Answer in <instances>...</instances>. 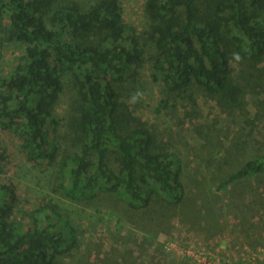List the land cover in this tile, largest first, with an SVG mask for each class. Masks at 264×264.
I'll return each mask as SVG.
<instances>
[{
    "label": "trees",
    "instance_id": "1",
    "mask_svg": "<svg viewBox=\"0 0 264 264\" xmlns=\"http://www.w3.org/2000/svg\"><path fill=\"white\" fill-rule=\"evenodd\" d=\"M143 13L147 28L136 33L120 0H0V59L5 42L24 47L12 72L0 73V129L19 134L40 178L58 163L54 191L72 202L93 201L100 192L134 209L153 196L167 205L183 200L179 159L156 152L143 123L128 126L119 118L117 87L143 66L141 38L153 45L151 68L169 94L196 85L228 109L239 107L242 92L232 57L264 61V0H207L204 9L199 0H145ZM65 75L75 89L74 142L62 153L55 112ZM260 173L264 152L236 166L215 189ZM16 199L15 189L0 182V264H58L73 244L68 220L54 207H38L18 221Z\"/></svg>",
    "mask_w": 264,
    "mask_h": 264
},
{
    "label": "rangeland",
    "instance_id": "2",
    "mask_svg": "<svg viewBox=\"0 0 264 264\" xmlns=\"http://www.w3.org/2000/svg\"><path fill=\"white\" fill-rule=\"evenodd\" d=\"M144 2L120 0L123 19L136 33L148 25ZM206 4L199 0L202 9ZM141 43V70L117 87L119 118L128 126L143 123L153 149L179 159L181 203L167 205L153 196L148 205L134 209L112 192H100L87 203L72 202L54 191L61 181L58 163L40 178L26 161L19 134L0 129V182L15 189L13 217L25 220L38 207L63 214L73 244L58 264H264V173L215 189L236 166L264 152V61L232 57V76L242 92L239 107L228 109L196 85L169 94L151 68L153 45L143 38ZM1 48L0 73L7 75L24 47L5 42ZM63 79L55 113L56 140L65 153L74 142L69 122L75 89L69 75ZM29 175L34 182H28Z\"/></svg>",
    "mask_w": 264,
    "mask_h": 264
}]
</instances>
